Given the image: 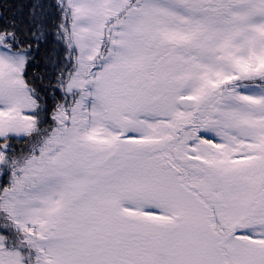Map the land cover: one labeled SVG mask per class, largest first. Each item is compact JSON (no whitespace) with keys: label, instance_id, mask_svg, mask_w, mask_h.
<instances>
[{"label":"snow or ice","instance_id":"6c2138e0","mask_svg":"<svg viewBox=\"0 0 264 264\" xmlns=\"http://www.w3.org/2000/svg\"><path fill=\"white\" fill-rule=\"evenodd\" d=\"M0 264H264V0H0Z\"/></svg>","mask_w":264,"mask_h":264}]
</instances>
